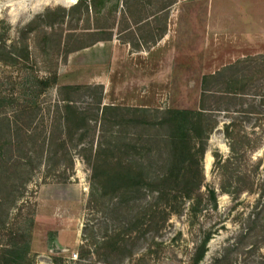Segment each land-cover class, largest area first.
I'll return each mask as SVG.
<instances>
[{
	"label": "rangeland",
	"instance_id": "374dc122",
	"mask_svg": "<svg viewBox=\"0 0 264 264\" xmlns=\"http://www.w3.org/2000/svg\"><path fill=\"white\" fill-rule=\"evenodd\" d=\"M259 25L264 26V0H0L2 110L21 121L35 101L42 108L30 115L34 125L21 128L41 138L51 134L54 109L48 114V107L59 86L67 85L61 84L66 62L110 39L131 48L110 67L108 85L101 89L103 105L145 108L158 118L167 109L197 110L203 76L219 71L229 75L224 68L233 65L235 71L240 61L264 56ZM212 82L209 86L214 87ZM217 83L223 87L228 81ZM98 91L80 90L74 96L78 106L86 107ZM5 116L0 114V134L7 131ZM228 121L221 114L207 141L201 204L194 218L186 200L179 214L162 219L166 199L151 190L157 184H142L135 194L147 215L116 206L119 197L103 195V187L97 186L98 193L91 197L94 181L87 158L95 155L97 136L92 152L89 147L83 150L84 144H68L66 157L60 151L48 162L42 139L33 149V141L25 138L24 149L8 152L16 156L31 150L28 156L35 168L26 170L23 198L0 228V264H192L207 233L210 239L198 264H264V114H250L234 129L247 137L234 160L224 135ZM156 130L151 133L160 134ZM126 132L136 138L148 135L133 127ZM147 159L144 154V167ZM154 159L153 173H169L164 161ZM134 168L141 170L139 165ZM170 186L178 188L175 182ZM210 190L216 205L209 201ZM151 213L154 224H149Z\"/></svg>",
	"mask_w": 264,
	"mask_h": 264
},
{
	"label": "trees",
	"instance_id": "16d2710c",
	"mask_svg": "<svg viewBox=\"0 0 264 264\" xmlns=\"http://www.w3.org/2000/svg\"><path fill=\"white\" fill-rule=\"evenodd\" d=\"M78 2L79 0L76 1ZM239 63L242 66L235 71L233 65L224 68L223 72L229 75L219 71L213 75L203 76L197 110L167 109L160 113L162 116L159 118L152 116V111L145 108L103 105L101 85L59 86L56 98L48 107V114L50 108L54 109L49 125L54 130L42 138L29 135L21 128L34 125L30 115H34L35 112L38 114L35 110L42 108L40 104L34 101L26 107L24 113L21 111L19 115L26 114L24 118L21 117V122L19 117L6 114L2 110L6 107L4 104L6 100L0 98V114L8 115L3 118L7 123V131L0 134V228L5 227L11 208H16V203L23 198V183L29 174L26 170L35 168L31 157L28 156L31 150L16 156L8 152L15 148L24 149L25 138L33 141V149L34 146L37 147V141L42 139V153L45 146L47 147L43 159L48 162V159L54 157L57 159L60 151H64L62 156L66 157L70 152L68 144H72L74 148L84 144L83 150L89 147L88 151L92 152L97 136L95 155L87 158L91 160L88 163L91 164L94 181L91 197L95 192L98 193L97 186L103 187V195L113 193L112 198L115 196L121 198L118 199L116 206L131 212L134 209L137 216L147 215L149 212L143 210L145 206H140L139 201L136 202L135 194L142 184L150 187L157 184V189L151 190L158 194L159 199H166L161 210L162 219L170 214H179L181 205L186 200L191 201L189 212L194 218L201 204L200 190L203 183L201 161L207 149V141L220 123V115L224 113L229 118L223 127L224 135L229 140L231 158L234 155V160L238 157L239 149L246 145L247 141L245 135L234 133V129L241 127L243 119L248 115L264 114V56L242 60ZM244 64L246 65L243 66ZM253 71L258 75L252 76ZM223 78L227 79L228 83L219 87L217 82ZM254 79L256 82H253ZM210 81H213L214 87L209 86ZM82 89L85 92L100 90L95 100L86 107L78 106L74 97ZM250 99L252 100L249 101ZM9 104L10 102H7V105ZM130 127L140 129L142 132L147 131L148 135L137 134L140 137L136 138L134 134L126 132ZM154 129L160 134H152L151 131ZM26 147H29L28 143ZM42 153L40 155H43ZM144 154L149 157L145 167L141 164ZM157 157L165 162L162 167L169 169V173L162 175L153 173L156 165L154 158ZM22 160L26 161L24 165L21 163ZM230 161L231 159H228L229 165ZM134 165H139L140 172L135 170ZM17 168L20 170L13 171ZM149 174L151 175L148 176ZM171 182L177 183L178 188H172ZM223 190L226 188L223 187ZM208 194L209 201L216 205L214 191L210 190ZM149 220V224L155 223L152 213ZM209 237L207 233L197 246L192 264H198L203 258ZM8 252L18 254L20 251ZM11 261L14 262L13 258Z\"/></svg>",
	"mask_w": 264,
	"mask_h": 264
},
{
	"label": "crops",
	"instance_id": "0c3cea01",
	"mask_svg": "<svg viewBox=\"0 0 264 264\" xmlns=\"http://www.w3.org/2000/svg\"><path fill=\"white\" fill-rule=\"evenodd\" d=\"M260 28L261 35H264V26H260ZM164 36L166 37V33ZM162 38L158 43H162L164 40ZM126 48H131V45L129 43L121 45L118 40L110 39L101 41L95 46H91V48L88 47L83 52L76 54V56H70L65 64L64 72L66 74H64L61 84L73 85L85 83L87 85H101L104 90L108 85L106 81L109 77L108 72L110 67L115 65V61ZM134 52L136 54L142 53L135 50ZM145 52L146 50L143 53Z\"/></svg>",
	"mask_w": 264,
	"mask_h": 264
},
{
	"label": "bare ground",
	"instance_id": "6f19581e",
	"mask_svg": "<svg viewBox=\"0 0 264 264\" xmlns=\"http://www.w3.org/2000/svg\"><path fill=\"white\" fill-rule=\"evenodd\" d=\"M46 1H47V0H46ZM54 1H56V2H58V3H62V4H67V3H69V2L77 1V0H54ZM209 164H210V157L207 156V158H206V167H208Z\"/></svg>",
	"mask_w": 264,
	"mask_h": 264
},
{
	"label": "built area",
	"instance_id": "2783aa9c",
	"mask_svg": "<svg viewBox=\"0 0 264 264\" xmlns=\"http://www.w3.org/2000/svg\"><path fill=\"white\" fill-rule=\"evenodd\" d=\"M73 258H76V256H75V255H73Z\"/></svg>",
	"mask_w": 264,
	"mask_h": 264
},
{
	"label": "water",
	"instance_id": "95a60500",
	"mask_svg": "<svg viewBox=\"0 0 264 264\" xmlns=\"http://www.w3.org/2000/svg\"><path fill=\"white\" fill-rule=\"evenodd\" d=\"M78 1V0H77Z\"/></svg>",
	"mask_w": 264,
	"mask_h": 264
}]
</instances>
